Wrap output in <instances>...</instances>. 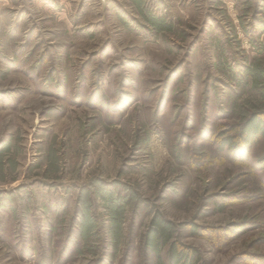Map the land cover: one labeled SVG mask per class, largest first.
<instances>
[{
	"label": "rangeland",
	"instance_id": "1",
	"mask_svg": "<svg viewBox=\"0 0 264 264\" xmlns=\"http://www.w3.org/2000/svg\"><path fill=\"white\" fill-rule=\"evenodd\" d=\"M263 108L264 0H0V264H264Z\"/></svg>",
	"mask_w": 264,
	"mask_h": 264
},
{
	"label": "trees",
	"instance_id": "2",
	"mask_svg": "<svg viewBox=\"0 0 264 264\" xmlns=\"http://www.w3.org/2000/svg\"><path fill=\"white\" fill-rule=\"evenodd\" d=\"M229 132L218 130L214 136L218 149L239 155L247 152L259 139L264 138V108L249 113L240 123L230 125ZM210 141L212 140L209 139ZM264 166V155L259 158ZM178 224L154 212L142 234L145 251L153 257L154 264H198V250L181 244L176 239ZM195 231L196 226H191Z\"/></svg>",
	"mask_w": 264,
	"mask_h": 264
}]
</instances>
